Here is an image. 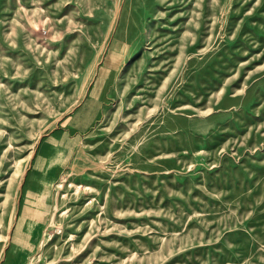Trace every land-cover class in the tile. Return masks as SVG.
Wrapping results in <instances>:
<instances>
[{
    "label": "rangeland",
    "instance_id": "rangeland-1",
    "mask_svg": "<svg viewBox=\"0 0 264 264\" xmlns=\"http://www.w3.org/2000/svg\"><path fill=\"white\" fill-rule=\"evenodd\" d=\"M0 264H264V0H0Z\"/></svg>",
    "mask_w": 264,
    "mask_h": 264
}]
</instances>
